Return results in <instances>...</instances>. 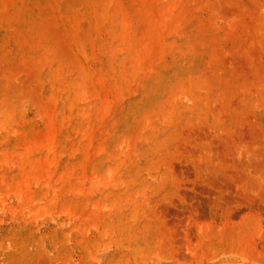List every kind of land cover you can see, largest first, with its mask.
I'll list each match as a JSON object with an SVG mask.
<instances>
[{
  "label": "rangeland",
  "instance_id": "obj_1",
  "mask_svg": "<svg viewBox=\"0 0 264 264\" xmlns=\"http://www.w3.org/2000/svg\"><path fill=\"white\" fill-rule=\"evenodd\" d=\"M0 264H264V0H0Z\"/></svg>",
  "mask_w": 264,
  "mask_h": 264
}]
</instances>
